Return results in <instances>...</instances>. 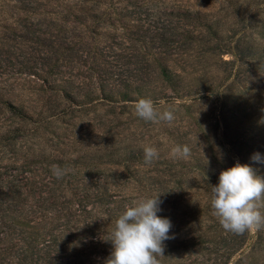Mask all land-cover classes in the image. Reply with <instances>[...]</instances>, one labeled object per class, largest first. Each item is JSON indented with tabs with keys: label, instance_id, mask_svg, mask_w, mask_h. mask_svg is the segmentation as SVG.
<instances>
[{
	"label": "rangeland",
	"instance_id": "rangeland-1",
	"mask_svg": "<svg viewBox=\"0 0 264 264\" xmlns=\"http://www.w3.org/2000/svg\"><path fill=\"white\" fill-rule=\"evenodd\" d=\"M141 98L174 121L139 118ZM177 145L190 156L171 157ZM145 147L159 153L147 165ZM255 153L264 158V0H0V184L35 186L41 200L42 187L102 193L84 199L53 264H106L119 213L156 192L173 237L161 264H264V230L228 232L210 203L237 161L264 177ZM44 211L17 236L41 244ZM8 246L0 264H15Z\"/></svg>",
	"mask_w": 264,
	"mask_h": 264
},
{
	"label": "clouds",
	"instance_id": "clouds-1",
	"mask_svg": "<svg viewBox=\"0 0 264 264\" xmlns=\"http://www.w3.org/2000/svg\"><path fill=\"white\" fill-rule=\"evenodd\" d=\"M136 115L147 122H167L174 119V110L160 112L150 98H141L134 104ZM191 149L187 145H177L170 151L173 158H187ZM155 147L144 148V162L151 164L158 159ZM254 162L264 163L259 153L252 156ZM66 170L56 166L53 174L58 178ZM156 192L130 205L115 221V227L106 240L113 249L106 264H161L164 256L165 241L173 238L169 235L172 223L169 218L159 216L161 195ZM212 215L222 228L233 234L264 230V177L257 174L250 164L237 161L233 166L222 170L218 184L211 189Z\"/></svg>",
	"mask_w": 264,
	"mask_h": 264
},
{
	"label": "trees",
	"instance_id": "trees-1",
	"mask_svg": "<svg viewBox=\"0 0 264 264\" xmlns=\"http://www.w3.org/2000/svg\"><path fill=\"white\" fill-rule=\"evenodd\" d=\"M22 178H27V176H22ZM9 190H13L14 195H10V192H8ZM50 190L51 189H44L42 187L41 200L39 197L40 195L37 198L34 197L36 195L35 186H32L30 189H26L24 184H9L8 182L6 184H0V200L3 199V197L5 198V202L0 201V227L3 226V229H0V234L3 235L0 237V245L5 240H9L8 250L17 255L19 253L18 257H16L15 264H19L18 259L23 260L21 254L22 251L24 253V249L27 251L29 250L34 256L35 260L39 261L40 263L44 262L47 264H53V259H60V257L56 256V253L58 250L62 249V243H60L59 240H63L65 237H68L65 232L66 227L70 225V222L73 221V219L82 216L85 212H88V206L83 202L84 199L87 197L103 199L102 193L100 192L101 189L98 187H95V191L91 192H89V188H83V193L85 194H82L80 199L76 198L74 200L71 198V196L68 197V195H63L61 192L59 194L54 193V195H52L53 191ZM49 192L53 199L48 196ZM112 196L114 195H110V197ZM48 198L50 199L48 200ZM60 198L62 199L59 201ZM77 199L79 201H77ZM49 202L50 205L53 204L55 207L53 208L52 206H48ZM35 207L40 208L41 211L39 210L36 213ZM44 210L51 214V217H49L50 219L48 226H44V228L47 229L44 236V241H42L41 244H36L37 241H35L33 238L32 241L31 239L27 241V237H22L23 235L18 237V231L20 234L26 233V230H21L23 227H28L26 222H33V220L30 219L31 216L34 218H43V216H48ZM6 219L8 222L13 220L16 223V225L9 224L8 231L4 229L8 224L5 222ZM40 229L42 228L39 227L38 230ZM20 238H23L24 242H28L26 246L22 245ZM2 262L5 264H13L12 260H5ZM63 262L61 264H65ZM81 263H83L82 260Z\"/></svg>",
	"mask_w": 264,
	"mask_h": 264
}]
</instances>
